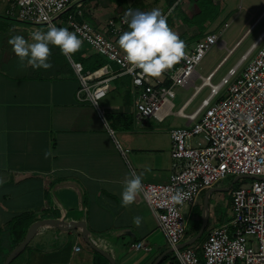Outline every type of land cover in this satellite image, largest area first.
<instances>
[{
  "label": "crops",
  "instance_id": "1",
  "mask_svg": "<svg viewBox=\"0 0 264 264\" xmlns=\"http://www.w3.org/2000/svg\"><path fill=\"white\" fill-rule=\"evenodd\" d=\"M196 1L192 0L183 12V25L176 26L182 30L179 36L186 43V52L194 50L206 36L217 34L219 41L214 47L222 53L221 58L209 66L207 76L197 71L192 85L174 89V108H166L163 120L153 118L144 122L135 118L136 90L132 77L124 75L115 63L82 40L81 49L71 57L50 46L52 67L48 70L22 68L9 39L16 35L29 39L31 31H46L48 26L0 18V178L5 181L0 184V264L22 244L33 224L46 221L56 222V226L40 227L24 253L12 264H106L98 255L111 264L88 243L109 255L114 264L179 263L142 193L129 207L121 206L125 178L134 172L142 175L143 184L168 183L177 163L172 158L171 131L192 125L177 112L184 108V113H194L210 92L204 88L196 93L195 87L201 85L199 75L208 77L216 72L212 83L217 84L248 55V61L239 70L241 73L264 45V0H231L229 4L239 9V13L232 23L225 22L224 28L216 26V30L212 29V22L219 24L223 20L226 5L223 3L217 16L214 14L215 21H210L201 18L204 14L200 13ZM178 2L172 4L176 6L171 14L175 23L177 19L173 15L178 13ZM216 3L221 5L219 0ZM99 6L98 0H83L69 13L81 10L79 22H88L103 31H107L109 20L118 21L123 17L115 16L109 8L104 12ZM58 25L64 27L61 23ZM127 28L128 25L124 32ZM226 29L233 30L228 37L224 36ZM107 37L118 46L119 37L111 33ZM74 60H82L84 66L108 67L105 78L110 79V89L100 111L90 101L80 99L85 94L79 95L81 84L73 69ZM179 66L180 63L170 72ZM153 79L172 86L165 74ZM177 88L182 91L179 95ZM203 145L201 137L188 141L189 147ZM49 150L52 156L46 159L45 152ZM235 184V180L231 185L225 181L217 184L204 191L194 205L184 209L188 226L179 245L181 250L195 248L201 253L212 230L230 222ZM209 193L204 224V201ZM226 193L230 194V212L229 219L223 220L217 209ZM198 208L202 212L191 233L189 217ZM136 216L143 218L140 227L133 223ZM18 223V233L26 231L20 243L12 234ZM140 243L150 250L135 249ZM76 247L80 249L76 251Z\"/></svg>",
  "mask_w": 264,
  "mask_h": 264
},
{
  "label": "built area",
  "instance_id": "2",
  "mask_svg": "<svg viewBox=\"0 0 264 264\" xmlns=\"http://www.w3.org/2000/svg\"><path fill=\"white\" fill-rule=\"evenodd\" d=\"M83 0H0V18L16 20L34 26L63 24L76 32L87 45L119 66L124 75L132 77L136 90L135 118L138 122L158 118L174 108L176 87L193 84L197 68L208 52L218 44L219 36L210 34L187 52V58L174 71L165 72L172 81L167 87L161 80L146 78L140 70L127 71L123 53L107 34L120 37L127 24L122 17L111 19L106 30L96 29L88 22H79L82 11L69 13ZM248 55L228 71L219 83H212L216 72L202 77L196 88L200 93L209 88V95L192 114L177 115L192 122L191 126L171 131L172 158L176 172L165 184H143L145 203L156 216L160 229L180 264H264V45L255 58L243 69ZM81 89L99 111L109 93L110 79L105 78L108 67L96 72H85L81 63L72 61ZM93 81H96L93 84ZM201 137L202 147H189V139ZM248 178L250 182L232 193L231 220L212 230L203 243L201 253L195 248L181 250L188 221L187 206L194 205L200 195L222 183L228 177ZM250 177L255 179H250ZM187 193L182 203H175L176 191ZM150 196L151 198H146ZM135 249H150L140 243ZM80 247H76L78 251Z\"/></svg>",
  "mask_w": 264,
  "mask_h": 264
},
{
  "label": "clouds",
  "instance_id": "3",
  "mask_svg": "<svg viewBox=\"0 0 264 264\" xmlns=\"http://www.w3.org/2000/svg\"><path fill=\"white\" fill-rule=\"evenodd\" d=\"M122 19L129 30L120 35L118 46L124 54L123 59L129 73H134L138 69L146 78H160L187 58L185 41L169 26L167 17L159 8L148 12H134L128 9ZM8 43L12 46V51L22 68L45 70L52 67L49 62L50 46L58 47L65 57H71L83 45L76 32L57 27L55 24H49L46 31L34 29L29 39L21 35L13 36ZM51 156L50 150L45 152L46 159ZM4 182L3 178H0V184ZM143 191L142 175L129 173L121 193V206L127 208L132 205ZM186 195L183 190H178L172 196V200L175 203H182ZM146 198L151 197L146 195ZM142 222L141 216L133 218V223L137 227H140Z\"/></svg>",
  "mask_w": 264,
  "mask_h": 264
},
{
  "label": "rangeland",
  "instance_id": "4",
  "mask_svg": "<svg viewBox=\"0 0 264 264\" xmlns=\"http://www.w3.org/2000/svg\"><path fill=\"white\" fill-rule=\"evenodd\" d=\"M99 1V8L104 9V12H107L106 10L109 8L111 10V12L114 13L115 16H124V13L128 10V9H132L134 12L135 11H139V12H148L151 11L154 8H159L161 10V12L167 17V21L169 26L176 32L178 33V35L181 34L182 30L176 28V26H181L183 25V12L188 8V4H192V0H98ZM178 2L177 6H178V13L175 12V14L173 15V17L175 19H177V23H175V20L172 19L171 14L174 11V9L176 8V6L172 7V4L174 2ZM231 0H219L221 5H217L215 4V8L211 10H209L208 12H205V10H203L202 6L200 9V6H198V9H200V13L204 14L201 15V18H205V19H209L210 21H215V16H217V14L221 11L222 7H223V3L224 5H226L225 7V11L223 13V20L218 24V22H212L213 24V30L214 27H216L218 29L219 28H224V23L228 22V23H232L234 18L237 17V14L239 13V9L237 10L233 5H230L229 2ZM233 6V7H232ZM108 9V10H109ZM236 9V10H234ZM234 10V11H233ZM186 14V13H185ZM106 15V14H104ZM221 16V15H220ZM221 17H219V19H221ZM176 24H174V23ZM181 24V25H180ZM59 27L61 25H58ZM129 28L126 29V31H128ZM227 31V35H224L225 37H228V35L230 34L229 32H232L233 30L231 29L229 31V29H226ZM196 34L197 32L194 31ZM222 53L220 51H218V49L216 47H214L206 56V58L204 59V61L202 62V65H200L197 69V71H199L200 74H202L203 76H207V74L210 72L211 68L209 66H212V64H215L220 58H221ZM233 63V62H232ZM231 63V64H232ZM229 67V66H228ZM216 81V80H215ZM198 84H200V82H198ZM193 90V89H192ZM178 95L179 93H181V89L177 88L176 89ZM102 106H103V101H102ZM176 106H180L178 103L176 104ZM178 109V108H177ZM176 109V110H177ZM236 179V177L230 176L228 177V179L225 181L226 184L231 185L234 180ZM250 182V180L248 178H241L239 179L236 184H235V188H239L243 185H246ZM220 185V183L218 184ZM230 194L226 193L223 194L222 197V202H220V204L218 205V216L220 219L223 220H227L228 216H229V212H230ZM211 212L213 209V204L210 207ZM202 212L201 208H198L197 212L195 214L190 215L189 217V228L188 231L193 233L194 232V228L197 227V217L199 216V214ZM188 218V217H186ZM229 219V218H228ZM209 228L207 229V232L204 234L203 238L204 239L208 233Z\"/></svg>",
  "mask_w": 264,
  "mask_h": 264
},
{
  "label": "water",
  "instance_id": "5",
  "mask_svg": "<svg viewBox=\"0 0 264 264\" xmlns=\"http://www.w3.org/2000/svg\"><path fill=\"white\" fill-rule=\"evenodd\" d=\"M241 178H243V177H237L236 179H235V183L239 180V179H241ZM250 179H255V178H252V177H250ZM232 188H233V186H232ZM209 198H210V193L209 194H207V196H206V198H205V201H204V207H205V215H204V224L206 223V219H207V212H208V206H209ZM46 225H53V226H56V222H48V221H46V222H38V223H35V224H33L30 228H29V230H28V232H27V234H26V237H25V239H24V241L22 242V244H20L9 256H8V258L5 260V262L3 263V264H12L13 263V261L15 260V259H17L21 254H23L24 253V251L26 250V248H27V246H28V244L31 242V240L33 239V237L35 236V234L37 233V231H38V229L40 228V227H42V226H46ZM83 226H84V224H83ZM204 229V228H203ZM203 229H202V231L200 232V234H199V236L202 234V232H203ZM198 236V237H199ZM197 239V238H196ZM92 248H94L97 252H99V253H101L103 256H105L110 262H111V264H114V262H113V260L110 258V256L109 255H107L106 253H104V252H102L100 249H98L97 247H95L94 245H92L91 243H88ZM192 244V242L191 243H189V244H186L183 248H185V247H187V246H189V245H191ZM180 249V248H179Z\"/></svg>",
  "mask_w": 264,
  "mask_h": 264
},
{
  "label": "trees",
  "instance_id": "6",
  "mask_svg": "<svg viewBox=\"0 0 264 264\" xmlns=\"http://www.w3.org/2000/svg\"><path fill=\"white\" fill-rule=\"evenodd\" d=\"M197 5L200 6V9H201V6L203 8V10H205V12H208L209 10L215 8V0H197L196 1ZM74 62L76 63H81L84 67V71L85 72H96L98 71L99 69H101L104 64H98L97 66H84V63L82 62V60H80L79 62H77L76 60H74ZM20 226V223H18L17 225H15L13 227V232L12 234L15 235L17 237V242L20 243L21 241H23L24 237H25V233L26 231L24 230H21L19 233H18V227ZM98 258L99 260L103 261L104 263L108 264L107 263V260L105 258H103L102 256L98 255ZM173 264H179L178 262H174Z\"/></svg>",
  "mask_w": 264,
  "mask_h": 264
}]
</instances>
